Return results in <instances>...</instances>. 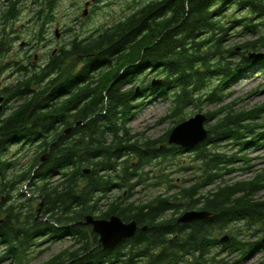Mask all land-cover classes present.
Masks as SVG:
<instances>
[{"label": "trees", "instance_id": "trees-1", "mask_svg": "<svg viewBox=\"0 0 264 264\" xmlns=\"http://www.w3.org/2000/svg\"><path fill=\"white\" fill-rule=\"evenodd\" d=\"M21 1L5 0L0 11L7 52ZM58 1L34 0L37 41ZM125 8L131 11L87 36L66 28L70 36L44 64L26 55L7 65L13 76L0 114V264H244L264 252V198H254L264 188V170L250 181L217 182L234 162L219 143L252 132L264 111V104L236 109L220 91L249 68H264V0H131ZM236 28L252 39L229 43ZM151 73L161 76L158 84ZM158 95L171 102L174 125L190 106L215 105L203 113L204 141L188 150L168 145L172 127L155 139L131 134L137 100ZM189 150L197 165H180L179 155ZM176 165L192 177L176 183L167 171ZM161 184L165 191L132 200L137 188ZM114 189L121 193L110 195ZM192 209L210 214L177 220ZM88 214L117 215L138 227L103 249L81 223ZM66 238L69 245L34 263L43 250L33 254L36 247Z\"/></svg>", "mask_w": 264, "mask_h": 264}, {"label": "rangeland", "instance_id": "rangeland-1", "mask_svg": "<svg viewBox=\"0 0 264 264\" xmlns=\"http://www.w3.org/2000/svg\"><path fill=\"white\" fill-rule=\"evenodd\" d=\"M146 1V0H141ZM34 0H22V7L19 17L10 24L13 30H9L12 46L2 58L3 63H9L13 60L25 58L28 54L31 59L37 57L40 64L46 62L49 50L64 43L70 36V32H64L66 28L72 26L81 37L89 35L94 29L102 25L110 24L118 21L123 15L131 10L125 8L126 2L131 4V0H59L58 5L53 11L55 19L46 25L43 33L42 41L36 40V34L39 30L38 24L34 21L31 9L34 7ZM8 3L5 0H0V11ZM85 13V14H84ZM237 15V14H236ZM54 28L57 31L54 35ZM238 28L230 30L231 38L229 43L241 42L244 39H252L253 35L249 32L237 33ZM8 31V28L6 29ZM60 31V32H59ZM60 34V35H59ZM12 70L7 69L6 74L10 76ZM150 73V72H149ZM150 77L153 80L161 78L156 73H151ZM9 81V79H8ZM214 84V82H211ZM129 86V84H126ZM138 87V86H137ZM220 91L223 103L231 101L236 109L251 110L264 104V68L251 67L247 71L240 73L238 77L232 81L225 82L221 85ZM138 107L131 113L128 120L130 132L139 133L142 139H155L163 136L165 132L174 126L173 120L168 117L171 102L164 97L158 95L155 98L144 96L137 100ZM215 105H209L203 102L200 110L192 106L185 109V118L193 116L195 113H204L209 109H214ZM254 123L257 125L252 132L246 133L239 141L227 140L219 143L220 152L226 153L227 156H233L234 162L227 166L231 169L225 172L217 182L223 183L236 181H250L264 170V111L261 117L256 119ZM206 127V124H204ZM240 141L247 142L245 145H240ZM169 145V144H168ZM16 146H13L11 153L15 152ZM29 152V151H28ZM194 151L189 150L179 155L182 166L191 164ZM18 157V156H17ZM181 167V166H179ZM178 165L167 169L172 172V178H176V183H180L181 179L192 177L189 172H176ZM165 185L161 184L158 187L144 188L139 191L137 188L134 199H147L154 193L165 191ZM23 192H27V186H24ZM121 193L120 189H114L110 195L117 196ZM256 199L264 198V188L257 192L254 196ZM179 215V214H176ZM252 239L256 240V237ZM72 239L66 238L53 243L45 242L35 248L33 254L41 251L34 263H40L50 258L54 253L59 251L63 246L69 245ZM1 249V248H0ZM264 259L263 251H256L244 264H254ZM2 264H11L6 261Z\"/></svg>", "mask_w": 264, "mask_h": 264}, {"label": "water", "instance_id": "water-1", "mask_svg": "<svg viewBox=\"0 0 264 264\" xmlns=\"http://www.w3.org/2000/svg\"><path fill=\"white\" fill-rule=\"evenodd\" d=\"M85 14V13H84ZM260 53H251L250 57L260 56ZM160 79L153 80V84H158ZM205 116L203 113H195L193 116L177 123L172 127L168 136L167 142L183 148H192L202 142L207 137V130L204 128ZM71 128L65 130L68 133ZM44 157H42V160ZM88 172V169L85 170ZM40 207L42 202H40ZM38 208V213L40 211ZM210 213L206 210H186L179 217V222H192L195 219L204 218ZM85 225H90L93 232L98 235L99 244L103 249H109L118 244L125 238L133 236L137 230V223L134 220L123 221L121 217L117 215H111L108 218H96L91 214L84 217L81 221ZM146 226L142 227L145 229ZM228 235L222 237V240H226Z\"/></svg>", "mask_w": 264, "mask_h": 264}, {"label": "flooded vegetation", "instance_id": "flooded-vegetation-1", "mask_svg": "<svg viewBox=\"0 0 264 264\" xmlns=\"http://www.w3.org/2000/svg\"><path fill=\"white\" fill-rule=\"evenodd\" d=\"M53 21V19L51 20V22ZM51 22H49V23H51ZM56 30H55V28H54V35L56 36ZM60 32V31H59ZM60 35V34H59ZM0 40H1V45H0V114L1 113H5L6 111H7V107H8V100H7V96H6V94H5V92H6V87H7V84H8V79H11L12 78V76H13V73L10 75V76H8L7 74H6V72H7V69L9 68L7 65H8V63H3L1 60H2V58L4 59V56H5V54L7 53V51H6V47H5V42H6V35L5 34H3L1 37H0ZM56 50H57V48L56 47H54L53 49H51V50H49V53H48V57L52 54H55V52H56ZM27 56H29L28 54H27ZM47 57V58H48ZM33 58H35L34 60H33V62H34V64H40L38 61H36L38 58L37 57H33ZM44 64V63H43ZM49 78L50 79H54V73H51L50 75H49ZM137 88H139V87H137ZM139 90H140V88H139ZM70 128H72V127H70ZM40 164V163H39Z\"/></svg>", "mask_w": 264, "mask_h": 264}]
</instances>
